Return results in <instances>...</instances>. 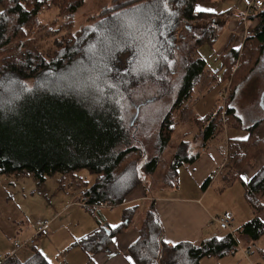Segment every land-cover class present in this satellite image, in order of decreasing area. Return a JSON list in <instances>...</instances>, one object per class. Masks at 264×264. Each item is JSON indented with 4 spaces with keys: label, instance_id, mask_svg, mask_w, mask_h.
Segmentation results:
<instances>
[{
    "label": "trees",
    "instance_id": "obj_1",
    "mask_svg": "<svg viewBox=\"0 0 264 264\" xmlns=\"http://www.w3.org/2000/svg\"><path fill=\"white\" fill-rule=\"evenodd\" d=\"M201 1L208 0H167L165 12L164 0H113L90 23L55 40L51 54H43L34 46L26 47L21 39L24 27L41 7L39 0H0V174L33 177L39 183L55 174L60 175L59 182L71 177L89 213V208L100 205H121L134 189L144 187L146 177L157 170L160 155L171 140V112L188 99L206 66L205 59L197 55V47L214 42L220 23L214 16L225 14L194 11ZM262 1L260 8L247 15V19L256 21L247 36L257 43L254 64L264 51ZM80 3L68 1L64 6L68 5L67 12L71 13ZM180 28L185 34L179 35L181 42L176 46L172 41ZM15 39L21 42L15 49L17 53L6 54L4 48ZM176 55L183 71L147 158L143 148L146 137L140 138L137 133L138 114L134 113L130 122L126 119L129 95L136 88L156 85L160 77L167 79ZM237 57L236 48H229L219 57L216 73L225 76ZM252 66L250 58L243 59L239 70L246 73L243 79ZM234 113L228 104L225 114ZM207 114L201 134L203 143L217 130L212 122L213 111ZM260 124L248 128L246 140H228L230 180L238 178L243 166L252 163L264 149V136H256ZM188 144L180 142L172 155L169 169L173 175L180 166L195 159L189 154ZM82 169L94 175L90 185L78 176ZM210 182L207 176L200 188L205 190ZM240 183L255 213L232 233L226 232L222 240L205 238L169 245L151 204L144 211L137 239L126 248L129 264H199L204 257L233 254L240 240L253 243L264 236V221L257 216L264 207L257 198L264 193V164L248 181L241 179ZM136 211L137 206L123 208L117 227L98 225L75 245L91 258L127 229ZM44 257L32 247L24 259L12 254L0 264H48Z\"/></svg>",
    "mask_w": 264,
    "mask_h": 264
},
{
    "label": "rangeland",
    "instance_id": "obj_2",
    "mask_svg": "<svg viewBox=\"0 0 264 264\" xmlns=\"http://www.w3.org/2000/svg\"><path fill=\"white\" fill-rule=\"evenodd\" d=\"M68 1L71 4L78 1L81 3L70 13L67 12L68 5L64 6ZM39 2L41 3V7L37 15L30 19L27 26L24 27V36L21 39L26 47L34 46L43 54H51L55 48L53 46L55 40L61 38L63 35L74 33L81 26L90 23L104 7L112 5L113 0H39ZM197 4L204 8H212L215 12H225V14L214 16L216 22H220L217 28L216 40L211 44L206 42L197 47V55L205 59L206 66L196 80L191 94L188 99L171 112V122L173 125L171 140L160 155L161 160L157 170L153 175L146 178L147 181L151 180L154 196L157 194L168 195V193L173 192L183 196H198L203 193L200 189V184L204 178L197 180L188 171L187 166L184 165L179 169L177 180L175 181L169 169V164L177 145L182 141H188L190 155L202 150L206 152L205 154L214 156L213 150L211 152L210 148L202 146L204 143L202 142L201 134L202 127L207 124V111H213L212 122L217 126L216 133L206 142H210L211 146L220 143L227 146L230 139L226 138L225 130L229 131L233 127H247L248 124L252 123L251 120L254 118L255 120L259 119L255 123L261 122L256 129V136H264V67L258 68L254 64L257 43L253 39L248 40L247 38L252 31L250 24L253 23L254 25L256 21H251L247 17L244 19V4L241 0H208L198 2ZM232 17L235 21L237 20V23L231 30L232 37L223 52L216 56L215 54L225 40L228 30L227 21ZM189 24L192 25L193 23ZM247 24H249V27H247ZM184 34V29L180 28L176 33L175 39L172 41L173 44L179 46L181 42L179 35L182 36ZM246 39L247 42H245ZM20 43V39L11 41L4 48L5 53L16 54L15 49ZM231 45L236 47L238 57L234 60L231 67H227L225 76L222 75V72L217 74L216 70L220 67V61H217L216 58L219 59L221 55L226 53L231 48ZM260 56L262 57V55ZM245 58H250L251 64L253 61V66L250 68L249 74L247 73L246 79H243L246 73H241L239 70L241 71V63ZM182 71V65L178 55H176V59L169 65L167 79L160 77L156 81L157 86L147 84L142 88H136L129 95L130 107L126 119L130 122L134 113L138 114L136 120L139 131L137 133L140 138L146 137V140L143 141V148H145L144 155L147 158L152 154L153 137L158 125L174 100L178 77ZM231 92H233L232 96ZM228 104L235 109L234 115L225 114ZM202 106L205 108L203 112H206L205 114L207 115L199 114L204 109ZM240 118L247 120L242 121ZM255 123L253 122L248 128ZM139 133H141V136ZM215 151L218 150L215 149ZM260 151L264 154V149H260ZM227 164L228 161L226 159L222 166H216L217 170L215 169L214 172L217 175L216 177L213 174L210 175L211 182L206 192L202 194L201 201L208 211L212 213H222L224 210L229 209L230 211H228L232 214L231 229L235 230L241 223L252 218L255 211L244 195V189L240 183L242 175L239 174L238 178L230 180L228 173H231L232 169H228L229 165ZM77 174L87 185H90L94 180V175L90 174L86 169H82ZM59 178L60 175L55 174L47 176L44 182L39 183L33 177L22 178L0 174V250L5 246L11 249V241L12 243L15 240L21 241L26 237L19 235V233L26 231L28 229H25L27 225H33L38 219L51 218L55 214V211H57V208L69 202L68 198L65 200L61 194L57 193L58 191L63 193L58 185ZM226 180H229L227 184ZM73 184L74 187H69V189L76 191L75 195L77 196L73 197L72 202L80 205L79 188L75 186V182ZM79 184L80 182L77 185ZM257 198L264 206V194L260 195V198ZM137 204L139 211H136L135 217L129 226L138 228L143 217V207L145 205L142 202ZM148 204L149 201L146 207ZM120 206H114V209L112 208L109 214L117 212L121 208ZM85 212L86 215L80 213V218L93 220L90 213L88 211ZM61 219H63V224L59 229L51 232L50 240L47 239L48 243H46V246L42 243L44 255L52 264H92L87 260L86 255L79 247H71V242L67 243L73 231L78 229L74 226L72 220L66 222L67 220L64 215ZM81 223L84 222L82 221ZM212 225V227H209L211 231H217L216 234L222 233L220 232L222 230L217 229L218 227L215 224ZM20 228L23 230L19 231ZM224 232L226 233L227 231L224 230ZM257 241L254 244H249L248 247L249 249L251 248L252 253L247 256L242 252V249H246L247 247L240 240L237 250L233 254L228 255V257L226 256L227 259L225 257L224 259L213 256L204 257L200 259L199 264H253L252 261L256 264H264V260L259 256L260 244H264V236H261ZM262 255L264 256V251Z\"/></svg>",
    "mask_w": 264,
    "mask_h": 264
},
{
    "label": "crops",
    "instance_id": "obj_3",
    "mask_svg": "<svg viewBox=\"0 0 264 264\" xmlns=\"http://www.w3.org/2000/svg\"><path fill=\"white\" fill-rule=\"evenodd\" d=\"M244 4V10H243V16L244 19L247 17L244 13L246 8V2L248 0H241ZM238 15V14H236ZM237 23V20L232 17L227 21V27L228 30L226 32L225 40L222 46L218 49L217 54L223 52L225 46H227V43L232 37V29L234 28L235 24ZM256 24V23H255ZM254 24V25H255ZM249 24H247V27ZM251 25V30L253 29L254 25L253 23ZM216 40V38H215ZM214 40V41H215ZM231 47L236 48L234 45H231ZM215 56V57H216ZM217 61H219L218 58H216ZM220 68V67H219ZM218 68V69H219ZM217 69V70H218ZM216 70V71H217ZM219 73V72H218ZM217 73V74H218ZM203 107V106H202ZM204 108V107H203ZM205 108L199 112L200 115L205 114L203 111ZM208 112V111H207ZM199 115V116H200ZM240 117V116H239ZM241 119V118H240ZM242 121H246L247 119H241ZM251 120V119H250ZM259 119H252V123L258 121ZM252 123L248 124L250 126ZM248 126L247 127H240V128H232L229 131H226V138L228 139H242V137H247L249 135L248 133ZM230 136V137H229ZM203 147L210 148L211 152L213 150V155L205 154L206 152L196 151L194 154H192L195 159L191 162L185 163L182 166H180L176 173H174V179L177 180L178 171L181 167L186 165L188 171L194 175V177L197 180L205 179L207 176H210L213 174L214 177H216V172L214 170H217V165L222 166L224 162L227 159V146L223 145V143L215 144L214 146H211L210 142L204 143L202 145ZM217 149L218 151H215ZM222 152V153H221ZM160 164V162H159ZM264 164V154L260 153L258 154L252 163H248L243 166L241 169L240 174L245 177L246 179L243 181H248L250 177L258 170L262 165ZM155 173V172H154ZM153 173V174H154ZM152 174V175H153ZM151 176V175H149ZM200 178H199V177ZM148 177V176H147ZM146 177V178H147ZM213 177V178H214ZM203 179V180H204ZM146 180V179H145ZM202 180V181H203ZM151 180L147 181L144 185V187H139L134 189L123 201L121 204V208L113 213L109 214L112 208L114 209V206H108V205H100L93 214H90L93 218L88 220L80 218V213H84L86 215L87 211L81 204L72 202L73 197L77 196L76 191H72L69 189V187H74L73 179L71 177H65L62 182H59L58 185L61 191H58L57 193L61 194L65 200H69L68 203L64 204L62 207L57 208V211H55V214L51 218H47L50 220L49 224V234L48 236L41 237L36 244L22 247L20 249L14 250L13 243L11 241V249H8L7 246L2 248L0 250V254L7 255L11 252L13 254H16L19 258L24 259L27 257L29 250H32V247L39 250L43 255L44 251L42 249V243H44V246H46V243H48V240H50L51 232L54 230H57L61 227L63 224V219L61 217L64 215L66 217V222L68 220H72L74 223V226L78 230H74L71 236L69 237V240L67 243L71 242V247H79L75 245V242L87 234L88 232L94 230L98 227V225L107 224L109 226L117 225L120 222L121 219V211L125 207L130 206H137V211H139L138 204L139 202L144 203L145 205L143 210L145 211L151 204H153L155 213L161 223V227L163 230V239L164 241H172V244L181 242V241H189V242H198L201 239L208 238L209 236H222L225 234L223 233L224 230L220 229L218 225L214 222H212L213 217H217L222 215L224 212L228 211L229 209L224 210L222 213H212L208 211V209L202 204L201 196L203 193L206 192L207 188L205 190H202L201 195H195V196H188V195H179L178 193H168V195H153L152 193V187L151 186ZM149 182V184H148ZM202 183V182H201ZM57 184V181H56ZM201 185V184H200ZM177 186V184H176ZM242 186V185H241ZM243 187V186H242ZM244 189V188H243ZM158 190V189H156ZM68 192V193H67ZM244 192V190H243ZM264 194V193H263ZM261 194V196L263 195ZM80 196V195H79ZM80 199V197H79ZM149 201L148 206L146 207L147 202ZM146 207V208H145ZM230 211V210H229ZM142 212V211H141ZM144 215V212H143ZM116 216V217H114ZM257 216L264 221V207L261 211L257 213ZM135 217V216H134ZM113 218V219H112ZM45 219V218H42ZM42 219H38L33 225H27L26 228H28L24 232H20L19 235L26 236L24 239H26L28 236H30L31 232L36 228V226L41 222ZM134 219V218H133ZM132 219V221H133ZM142 220V219H141ZM84 223H81V222ZM131 223V222H130ZM215 224L217 229L222 230L221 234H216L217 231H211L209 227H212ZM243 224V223H241ZM137 227L128 226L127 229L124 232H121L117 235H115L113 238H115V242L112 241L111 243L100 252L96 253L95 255L91 256V258H88L89 262L92 264H129L127 257H126V248L129 246L132 242H134L137 239ZM23 229L20 228L19 231H22ZM219 232V231H218ZM15 238V237H13ZM48 239V240H47ZM42 240V241H41ZM258 242L257 240L253 243H245L246 247L248 248L250 254L252 253L251 248L249 249V244H254ZM240 242H238V246ZM261 247L259 249V256L261 259H263V255L261 254V251L264 250V244H260ZM3 246V245H2ZM237 246V247H238ZM1 248V246H0ZM80 248V247H79ZM244 249H242L243 252ZM84 253V252H83ZM85 254V253H84ZM86 255V254H85ZM230 255V254H228ZM227 255V257H228ZM45 256V255H44ZM225 259L226 256H224ZM224 257H222L224 259ZM221 258V259H222ZM49 261V259L47 258ZM253 264H256L254 261H252ZM52 264V263H51ZM249 264V263H248Z\"/></svg>",
    "mask_w": 264,
    "mask_h": 264
},
{
    "label": "built area",
    "instance_id": "obj_4",
    "mask_svg": "<svg viewBox=\"0 0 264 264\" xmlns=\"http://www.w3.org/2000/svg\"><path fill=\"white\" fill-rule=\"evenodd\" d=\"M262 5H263L262 0H249L246 3V8H245L244 14L247 16L251 12H255ZM79 203L82 205L81 202H79ZM95 209H97V208L96 207L92 208V209L89 208L90 213L93 214ZM211 220H212V222L216 223L220 229L226 230L228 233L233 232V230L231 229V225H230V223L232 221V214L229 211L224 212L220 216L213 217ZM49 224H50L49 219H47V218L42 219L41 222L34 229V232L32 233V235L28 236L26 239L21 240V241H19V240L13 241L14 250H17L21 247L33 245L38 238L48 236ZM243 252H244L245 256L250 254L248 248L244 249ZM12 254H13V252H11L7 255L0 254V260H5L7 257L11 256Z\"/></svg>",
    "mask_w": 264,
    "mask_h": 264
},
{
    "label": "snow or ice",
    "instance_id": "obj_5",
    "mask_svg": "<svg viewBox=\"0 0 264 264\" xmlns=\"http://www.w3.org/2000/svg\"><path fill=\"white\" fill-rule=\"evenodd\" d=\"M157 7H159V6H157ZM163 10L165 12L168 11L167 0H164ZM194 11H196V12H212V11H214V9H212V8H204L201 5L197 4L195 6V8H194ZM114 14L117 15V16L120 15V13H114ZM201 119H203V117H201ZM242 139H247V137H242ZM241 179L242 180H245L246 178L242 176ZM112 227L115 228L117 226L116 225H113ZM208 239L222 240L223 237H221V236H215V237L209 236ZM113 241L115 242V238H113ZM165 243L171 245L172 244V241H165ZM41 255H43V254L41 253ZM44 259H47V257L45 256ZM128 259L131 260L132 258L129 257ZM48 264H51V261L50 260L48 261Z\"/></svg>",
    "mask_w": 264,
    "mask_h": 264
},
{
    "label": "flooded vegetation",
    "instance_id": "obj_6",
    "mask_svg": "<svg viewBox=\"0 0 264 264\" xmlns=\"http://www.w3.org/2000/svg\"><path fill=\"white\" fill-rule=\"evenodd\" d=\"M261 57V56H260ZM259 57V60H258V62H257V66H258V68H261V67H264V51L262 52V57L260 58ZM259 64V65H258ZM256 66V67H257Z\"/></svg>",
    "mask_w": 264,
    "mask_h": 264
}]
</instances>
